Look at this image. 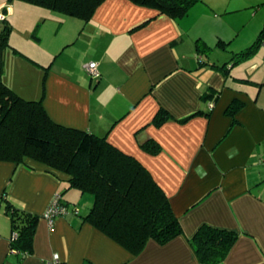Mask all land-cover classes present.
<instances>
[{
	"label": "crops",
	"instance_id": "crops-1",
	"mask_svg": "<svg viewBox=\"0 0 264 264\" xmlns=\"http://www.w3.org/2000/svg\"><path fill=\"white\" fill-rule=\"evenodd\" d=\"M5 1L0 0V15L10 23L14 8ZM232 1L200 0L173 20L129 0H106L86 22L65 15L80 21L81 28L53 60H29L19 45H10L19 66L7 75V85L38 100L46 73L42 105L49 119L105 138L137 160L168 198L184 234L163 245L150 240L134 257L84 221L93 197L69 188L66 174L31 159L0 162V195L39 217L31 251L14 254L10 221L2 215L6 203L1 204L0 264H50L55 254L60 264H199L188 238L201 225L237 237L218 264H264V70L258 73L262 63L255 53L235 59L257 40L264 15L258 23L249 20L251 29L236 47L222 33L213 35V46L205 33L217 16L247 12L255 18L264 1ZM220 41L227 43L224 50ZM218 48L230 56L213 54ZM92 62L100 74L96 80L85 71ZM224 64L226 75L218 69ZM235 100L242 107L228 116L225 111ZM160 109L168 118L157 126L152 120ZM150 140L160 146L157 154L142 147ZM54 195L84 212L57 217L50 227L43 215Z\"/></svg>",
	"mask_w": 264,
	"mask_h": 264
},
{
	"label": "trees",
	"instance_id": "trees-1",
	"mask_svg": "<svg viewBox=\"0 0 264 264\" xmlns=\"http://www.w3.org/2000/svg\"><path fill=\"white\" fill-rule=\"evenodd\" d=\"M14 1L86 22L106 0H6L7 3ZM129 1L175 20L187 15L200 0ZM0 22L2 59L6 48H11L9 35L12 26L5 14ZM35 34L33 32L32 38L37 41ZM263 41L264 27L253 46L236 54L235 59L249 57ZM219 45L223 50L227 47V43L222 41ZM226 65L218 67L225 75L228 73L223 70ZM45 77L46 73L42 79L43 92L38 100L18 95L0 78V162L24 164L31 159L50 170L66 174L69 188L93 197V205L84 221L134 257L150 240L163 245L183 235L181 223L173 214L168 198L137 160L113 147L105 138L58 125L49 119L42 105ZM241 107L242 103L235 100L225 113L234 116ZM167 118V112L160 109L152 123L158 126ZM142 147L151 154L160 151V146L151 140ZM2 203H6L2 215L9 219L11 225L10 251L21 256L28 255L39 217L14 208L5 193L0 195V206ZM236 239L233 232L201 225L188 241L199 264H218L226 258Z\"/></svg>",
	"mask_w": 264,
	"mask_h": 264
},
{
	"label": "rangeland",
	"instance_id": "rangeland-1",
	"mask_svg": "<svg viewBox=\"0 0 264 264\" xmlns=\"http://www.w3.org/2000/svg\"><path fill=\"white\" fill-rule=\"evenodd\" d=\"M234 1L235 0H233L232 2ZM252 1L256 3L257 0ZM259 6V10L254 11V14H256V19L254 18L253 14H250L249 17L247 15V12H241L238 14L235 13V15L225 14L222 16L214 17L218 20H213L211 24L205 28L208 42L212 43L214 41L212 45H216L217 38L214 39L213 35L216 36L222 33V37L226 40L227 43L229 42V39H234L235 41H232L230 47H236L233 44L244 41L246 33L251 29L253 23H248L249 20L253 19V22L255 21L258 23L260 21V18L264 15V2L259 3ZM7 8H14V14L8 15L10 24L12 26V31L9 35V45H14L17 47L19 45L20 49L23 50L22 53L25 56L27 55L29 60L32 61H47V59L49 58L53 60V58L55 57L54 53L57 52H59L58 54L61 55L63 51H60L64 49L63 45L66 43V41L75 39L79 34L81 28V26H77V24L81 25V22L77 21V19H67L64 14L47 10L42 7L31 5L25 2L14 1L11 4H8ZM243 16L245 18H243ZM43 21L44 25L41 27V29L35 30V35L38 38L37 41H39L40 39V42L35 43L31 39V35L33 32H35L34 29L39 27V25H41ZM210 27V32H208V29ZM11 50V48H6V50L2 54V59H0V78L5 84H7V75L13 76L19 66L17 65V56L14 55V52ZM213 54L230 56V54L223 52V50L219 48ZM58 57H61L62 60L64 58V54ZM253 57H255V60H259V63H262L260 64L261 67H259L260 69L258 70V73L262 72L264 70V44L262 46L260 45V48L257 50V52H255ZM227 64L231 65V60H227ZM238 71L239 70H234V72L236 73H238ZM42 79L43 74L41 75V82ZM72 194L73 192L70 191L68 193L69 196L67 197L70 198ZM87 196L88 195L85 194L84 198H87ZM78 203L80 207H82V205L85 207L84 202L78 201ZM68 206H71L72 208L75 206V204H69ZM76 207L78 208L77 204ZM80 211L84 212V209L81 208Z\"/></svg>",
	"mask_w": 264,
	"mask_h": 264
},
{
	"label": "built area",
	"instance_id": "built-area-1",
	"mask_svg": "<svg viewBox=\"0 0 264 264\" xmlns=\"http://www.w3.org/2000/svg\"><path fill=\"white\" fill-rule=\"evenodd\" d=\"M2 20L3 14L0 15V21ZM85 71L91 79H97L100 76L96 63L92 62L86 65ZM212 105L213 104L210 103L209 107L212 108ZM261 163L264 165V159L261 160ZM69 213L77 215L79 213V208H77L76 206L71 208V206H68L62 201L59 195H54L43 216L51 227L54 223L55 218L65 216ZM15 237L16 235L13 234V238ZM50 264H60L59 256L55 254Z\"/></svg>",
	"mask_w": 264,
	"mask_h": 264
}]
</instances>
